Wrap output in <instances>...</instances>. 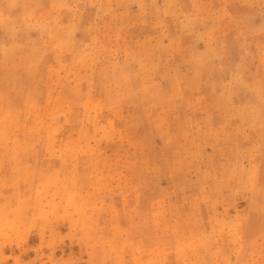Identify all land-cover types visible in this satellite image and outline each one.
Listing matches in <instances>:
<instances>
[{
  "label": "rangeland",
  "instance_id": "374dc122",
  "mask_svg": "<svg viewBox=\"0 0 264 264\" xmlns=\"http://www.w3.org/2000/svg\"><path fill=\"white\" fill-rule=\"evenodd\" d=\"M0 264H264V0H0Z\"/></svg>",
  "mask_w": 264,
  "mask_h": 264
}]
</instances>
